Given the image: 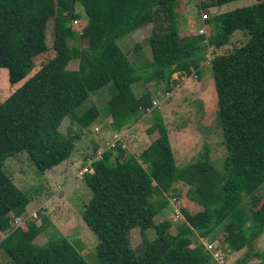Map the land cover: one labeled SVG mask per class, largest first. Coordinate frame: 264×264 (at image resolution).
<instances>
[{"label":"trees","instance_id":"obj_1","mask_svg":"<svg viewBox=\"0 0 264 264\" xmlns=\"http://www.w3.org/2000/svg\"><path fill=\"white\" fill-rule=\"evenodd\" d=\"M180 1L0 0V67L8 68L11 83L26 78L34 58L47 52V27L54 19L53 57L0 103V232L4 233L0 248L15 264H89L63 233L36 243L48 220L46 225L27 221L14 227L11 214L21 217L32 195L15 183L5 163L26 151L44 174L68 160L76 141L101 114L96 104L79 108L109 83L115 88L105 113L111 129L123 131L149 112L153 121L147 132L154 139L138 157L119 140L95 159L93 172L84 174L92 194L82 217L98 237L99 260L212 264L215 257L204 242L208 239L209 243L220 240L227 252L247 247L237 264H247L251 254L257 259L252 264H264V251L254 247L264 234V202L258 194L264 184V0L211 15L208 41L204 34L181 35L176 11ZM233 1L200 0V6L224 7ZM78 2L88 17L81 31L73 26L81 19ZM148 23H154L149 39L152 60L144 81L164 82L167 92L173 88L175 73L202 76L209 46L222 48L236 31L247 36L234 52L215 57L212 65L227 149L222 171L215 168L208 148L195 162L179 167L168 126L154 106V94L135 92L142 74L118 40ZM73 59L79 61L76 69L69 67ZM67 116L75 125L72 132L64 133L61 126ZM101 149L94 142L91 158ZM179 182L189 186L185 196L195 212L184 206V220L172 233L174 223L166 210L169 196L180 193ZM159 214L164 218L157 222ZM134 228L143 234L145 246L140 252L132 245ZM149 229L151 240L145 237Z\"/></svg>","mask_w":264,"mask_h":264},{"label":"rangeland","instance_id":"obj_2","mask_svg":"<svg viewBox=\"0 0 264 264\" xmlns=\"http://www.w3.org/2000/svg\"><path fill=\"white\" fill-rule=\"evenodd\" d=\"M256 2L258 0H236L224 5V7L214 6L212 8H205L204 11L210 13L211 16L223 10L249 6ZM76 8L81 12V19L78 24H74L73 26L81 31L87 24L88 17L80 2L77 3ZM176 11L178 26L182 36L200 34L199 31L203 24L199 0H182L179 2ZM164 14L165 12H163V16ZM164 25H169V23L166 22ZM53 26L54 19L52 18L47 27V43L49 48L47 52L39 54L34 58L33 68L26 78L17 83H11L8 68L0 67V103L7 99L44 63L53 57ZM153 27L154 23H148L124 36L130 39L131 43L133 41L138 43L139 47L135 46L131 50L126 51L120 45V41H118L122 50L138 70V73L142 74L141 81L143 82L150 75V69L147 66L152 60L149 39ZM246 40L247 36L242 31H236L229 44L219 49L212 48L211 57L208 58L207 56L206 61L202 63L204 67L201 77H198L195 73L190 77L175 73L173 75L175 82L171 92H167L166 84L158 80L145 83L146 89L135 87V92L138 95L147 90H150L154 94V106L162 112L165 124L168 126L170 141L175 150L176 163L179 167L190 162H195L202 156L204 149L208 148L215 168L218 171L223 170L227 149L224 143V132L218 119V94L212 74V65L215 57L234 52L235 48L241 46ZM72 43L79 44V42L75 41ZM80 43L86 45V40H82ZM208 60L209 63L207 62ZM78 64L79 61L73 59L69 67L76 69ZM114 91V84L109 83L100 90L91 93L90 97L79 108L80 110H84L92 104H96L101 110V114L100 119L92 124V126L101 128L106 125V127L103 129V133H98L95 130L92 132L91 129L84 132V136L76 141L75 151L68 161L44 174L39 172L26 151H21L9 157L5 163V169L15 183L22 190L32 195V200L21 217L14 218V215L11 214L14 227L17 224L15 220L21 223L25 218H30L38 225H46L48 224V220L49 224L46 225V230L36 238V243L43 244L54 233H63L71 239L89 264L103 263L97 257L96 252L98 237L82 217L84 205L89 201L92 191L86 185L84 179L79 178L77 174L82 167L88 164V159L94 154V142H97L100 148L105 151L108 143H112L115 138V131L111 129L109 124L111 119L105 116L108 100ZM152 121L153 117L148 112L138 122L120 131L122 134L119 137H121L128 152L138 157L152 142L154 136H151L147 132V128L152 124ZM74 125L72 118L67 116L62 123L61 129L65 132L67 126ZM178 188L180 189V193L175 198L169 196V208L166 210L168 213L166 214L167 217L174 223L173 229H171L172 233H176L178 224L184 220L182 213L184 206H187L190 212H195L191 206L188 208L190 204L185 196L189 186L183 182H179ZM258 194L262 197L263 203L264 184L259 189ZM163 218L164 215L159 214V217H156L157 222H160ZM218 236L222 238L223 234L221 233ZM145 237L147 240L153 239L150 229L145 232ZM131 240L137 252L144 249V238L140 228L132 230ZM200 240L205 239L200 238ZM206 240L204 242L208 243ZM218 241L220 242V240ZM254 247L264 251V234L254 242ZM215 248L218 249L220 255L218 257L217 253V258H215L212 264H237L248 252L247 247L238 252H227L224 249V244H218ZM255 261H257L256 257L251 254L247 264H252Z\"/></svg>","mask_w":264,"mask_h":264},{"label":"built area","instance_id":"obj_3","mask_svg":"<svg viewBox=\"0 0 264 264\" xmlns=\"http://www.w3.org/2000/svg\"><path fill=\"white\" fill-rule=\"evenodd\" d=\"M200 1V0H199ZM201 11H202V16H201V19H202V24H203V26L200 28V34H204V35H206V41H208V29H207V20H208V18L210 17V13H207V12H205L204 11V8H202L201 7ZM74 22V24H78L79 22H78V20H74L73 21ZM212 48L213 47H209V52H208V54H207V56H208V58H210L211 57V53H212ZM208 63H209V60L207 61ZM95 131H100V128L99 127H97L96 129H95ZM120 134H122L121 132H119V131H117V132H115V138L113 139V141H112V143H108V147H106L107 149L108 148H110V147H113V146H115L116 144H117V142L119 141V140H121V137H119V135ZM125 145V144H124ZM103 149H101V150H99V152L97 153V155L94 157V158H90L88 161V164H86L84 167H82L81 169H80V171H79V173L77 174V176L79 177V178H82L83 179V177H84V174L86 173V172H93V168L91 167V165H92V163L95 161V159L97 160V159H99L102 155L101 154H103V151H102ZM106 150V149H105ZM178 213H179V211H178ZM19 224V223H18ZM215 246H218V243H216V242H214V243H207V247H208V249H211V251L213 252V254H214V256H215V258H217V253H218V257H219V255H220V253H219V251H218V247L217 248H215ZM221 258H223V257H221Z\"/></svg>","mask_w":264,"mask_h":264},{"label":"crops","instance_id":"obj_4","mask_svg":"<svg viewBox=\"0 0 264 264\" xmlns=\"http://www.w3.org/2000/svg\"><path fill=\"white\" fill-rule=\"evenodd\" d=\"M118 41H120V45L123 47V49H125L126 51H129V50H131L133 47H135V46H137V44L138 43H136L135 41H133L132 43H131V40L130 39H128L127 37H122V38H120ZM131 43V44H130ZM150 50V49H149ZM178 78V77H177ZM134 87H140V88H143V89H146V84H145V82H143V81H139L138 83H136L135 84V86ZM144 93V92H143ZM143 93H141V94H139V95H142ZM107 118H109L108 116H107ZM100 119V118H99ZM98 119V120H99ZM110 119V118H109ZM97 120V121H98ZM64 122V121H63ZM110 124V123H109ZM106 127V125H104V126H102L101 128H100V131H98V133L100 132V133H102L103 132V129ZM97 127L96 126H91L90 127V129L92 130V132H93V130H95ZM89 129V130H90ZM62 130V129H61ZM74 130V126H67V128H66V131L64 132V133H69V132H72ZM88 131V129H86V130H84V132H87ZM62 132H63V130H62ZM153 135V134H152ZM84 136V135H83ZM82 136V137H83ZM154 139V138H153ZM69 160V159H68ZM68 160H66V161H68ZM66 161H64V162H66ZM63 162V163H64ZM61 165V164H60ZM60 165H58V166H60ZM58 166H56V167H54V168H57ZM49 171V170H48ZM4 233H2V232H0V236H2ZM2 238H3V236L2 237H0V241L2 240ZM0 250H3L2 248H0ZM4 251V250H3ZM0 251V264H14V262L11 260V258L7 255V253L4 251Z\"/></svg>","mask_w":264,"mask_h":264},{"label":"clouds","instance_id":"obj_5","mask_svg":"<svg viewBox=\"0 0 264 264\" xmlns=\"http://www.w3.org/2000/svg\"><path fill=\"white\" fill-rule=\"evenodd\" d=\"M98 132V131H97ZM180 213V212H179ZM31 219L30 218H25L22 222H27V221H30ZM16 221V226L18 225V221L17 220H15ZM32 221V220H31ZM209 243V242H208ZM216 243H218V244H220V242L219 241H216ZM206 245H207V243H206ZM212 254H213V252H212ZM213 256H214V254H213Z\"/></svg>","mask_w":264,"mask_h":264}]
</instances>
